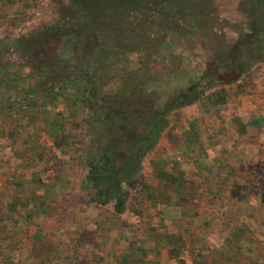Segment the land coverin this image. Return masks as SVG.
Segmentation results:
<instances>
[{"label":"rangeland","instance_id":"rangeland-1","mask_svg":"<svg viewBox=\"0 0 264 264\" xmlns=\"http://www.w3.org/2000/svg\"><path fill=\"white\" fill-rule=\"evenodd\" d=\"M243 3L0 0V264H264V59L229 66ZM205 74L167 114L160 185L150 150L125 209L98 204L86 96L134 78L131 96H170Z\"/></svg>","mask_w":264,"mask_h":264},{"label":"trees","instance_id":"trees-1","mask_svg":"<svg viewBox=\"0 0 264 264\" xmlns=\"http://www.w3.org/2000/svg\"><path fill=\"white\" fill-rule=\"evenodd\" d=\"M243 9L245 13L250 9L246 13L247 30L242 35L245 44H241V49L230 55L229 66L232 69L242 62L244 56L250 62L251 59H264V0H244ZM135 80L132 79L129 84L125 82L123 87L107 96L91 99L87 95L85 98L99 135L96 151L85 160V178L90 183L96 202L105 205L112 200L116 212L125 209L122 194L124 184L133 178L144 154L159 140L168 124L167 114L195 101L215 82L212 76L205 74L199 79H191L185 89L170 93V96L155 97L139 91L137 93L141 97H134L128 91L131 84L137 83ZM85 87L86 92L88 86ZM90 93L95 94L94 89ZM58 98L59 95L54 93L51 101ZM77 98L73 101L82 100L80 96ZM219 98L224 100L223 97ZM59 142L61 146L68 145L66 140L61 139Z\"/></svg>","mask_w":264,"mask_h":264},{"label":"crops","instance_id":"crops-1","mask_svg":"<svg viewBox=\"0 0 264 264\" xmlns=\"http://www.w3.org/2000/svg\"><path fill=\"white\" fill-rule=\"evenodd\" d=\"M159 141H160V138H159V140L156 142V144H155V146L152 148V149H150L151 151H155V153L151 156V160H153V166H152V164H151V166L153 167V170L155 171V177H157V183L160 185V177H159V147H157L158 145H159ZM158 144V145H157ZM157 145V146H156ZM150 150H148V151H150ZM146 154H148V152L147 153H145L144 154V156L146 155ZM150 155V154H149ZM144 156H143V158H144ZM146 157V156H145ZM142 161L143 160H141V162H140V165H139V167H138V169H137V171H136V173H135V175L138 173V171L141 169V167H142ZM153 170H151V172L153 171ZM165 182V181H164Z\"/></svg>","mask_w":264,"mask_h":264}]
</instances>
